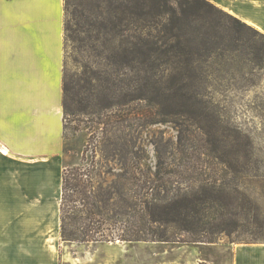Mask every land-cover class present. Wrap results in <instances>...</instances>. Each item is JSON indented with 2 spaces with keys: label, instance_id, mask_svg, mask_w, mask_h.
I'll list each match as a JSON object with an SVG mask.
<instances>
[{
  "label": "trees",
  "instance_id": "16d2710c",
  "mask_svg": "<svg viewBox=\"0 0 264 264\" xmlns=\"http://www.w3.org/2000/svg\"><path fill=\"white\" fill-rule=\"evenodd\" d=\"M63 9L64 47L79 69L67 74L63 66L64 136L66 115L86 112L97 96L99 109L125 108L126 115L112 116L133 131L157 117L173 122L178 154L170 160L160 154L154 172L141 168L135 150H110L101 158L92 153L65 166L60 239L213 242L220 231L240 235L248 229L263 239L264 154L251 148L247 135L231 139L221 131L215 100L206 96L217 66L227 72L246 64L232 59L237 51L258 63V49L241 35L258 29L209 0H64ZM192 132L204 140L194 159L184 151ZM107 162L123 167L102 176L98 167ZM228 171L232 187L223 179Z\"/></svg>",
  "mask_w": 264,
  "mask_h": 264
},
{
  "label": "crops",
  "instance_id": "0c3cea01",
  "mask_svg": "<svg viewBox=\"0 0 264 264\" xmlns=\"http://www.w3.org/2000/svg\"><path fill=\"white\" fill-rule=\"evenodd\" d=\"M264 33V0H209ZM64 0H0V264H58ZM231 264H264V242Z\"/></svg>",
  "mask_w": 264,
  "mask_h": 264
},
{
  "label": "rangeland",
  "instance_id": "374dc122",
  "mask_svg": "<svg viewBox=\"0 0 264 264\" xmlns=\"http://www.w3.org/2000/svg\"><path fill=\"white\" fill-rule=\"evenodd\" d=\"M253 33L242 30L243 38L258 49V63H251V53L243 49L232 55V59L246 62L238 71L233 65L227 72L217 66L213 71L215 79L213 89H207L206 96L215 100L214 108L223 119L219 123L220 130L229 134L230 138H248L251 148L258 154H264V33ZM69 46L64 47V65L67 74L79 71L78 65L72 60ZM224 68H227L225 66ZM225 75L221 79L217 76ZM100 97L93 96L92 106L84 111H76L66 115L65 135L69 143L65 148L64 166L80 164L82 158L88 160L92 153L96 158L110 150L123 153L135 150L140 155L141 168L154 172L160 161V154L170 160L175 154L177 129L173 122L157 117L152 122H142L137 130L130 129L121 117L112 115L124 114L126 109L114 107L99 109ZM73 109L80 104H71ZM111 115V117H109ZM122 115V116H124ZM162 120V121H159ZM188 141L184 148L186 155L195 158L204 151V140L197 132L187 135ZM87 150L85 151V145ZM206 162H214L206 159ZM205 162V165L208 163ZM171 164H165L170 167ZM122 164L107 162L98 167L102 176L105 170L119 171ZM64 168V167H63ZM224 170L227 169L223 167ZM63 170V169H62ZM209 172L214 168L207 167ZM228 170V169H227ZM218 172V171H217ZM229 172V171H228ZM223 171L219 170L218 174ZM232 187L234 176L229 172L223 177ZM254 187L249 186V192ZM60 196L58 197L59 206ZM245 241L263 242L253 237L250 229L240 235L220 231L213 242L178 243L166 241L124 242H68L58 240V264H231L233 249Z\"/></svg>",
  "mask_w": 264,
  "mask_h": 264
}]
</instances>
